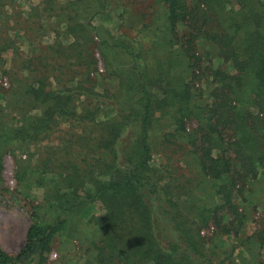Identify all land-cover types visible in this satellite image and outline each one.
<instances>
[{
  "label": "trees",
  "instance_id": "16d2710c",
  "mask_svg": "<svg viewBox=\"0 0 264 264\" xmlns=\"http://www.w3.org/2000/svg\"><path fill=\"white\" fill-rule=\"evenodd\" d=\"M108 1L43 0V10L65 27L54 26L55 41L44 54L17 62L27 73L8 91L19 121H0V174L1 150L9 143L23 148L48 138L37 166L40 175L53 174L54 185L46 193L48 209L38 211L45 205L37 202L30 211L19 250L0 244V264H30L36 247L34 264L44 262L55 235L76 239L86 264H216L200 227L208 225L211 210L224 213L217 220L229 214L231 222L243 221L237 198L250 195L247 184L264 165V0H160L163 26L149 31L147 41L92 23ZM6 3L0 0V13ZM69 34L72 40L64 43L60 36ZM91 42L101 49L113 85L104 81L96 88L101 73ZM199 48L223 64L203 65ZM201 80L208 88L204 102L196 99L203 89H192ZM165 107L174 108L172 134L190 144L221 198L215 209L189 196L171 164L151 161L153 123ZM191 117L198 125L188 131ZM62 120L73 131L52 143Z\"/></svg>",
  "mask_w": 264,
  "mask_h": 264
},
{
  "label": "rangeland",
  "instance_id": "374dc122",
  "mask_svg": "<svg viewBox=\"0 0 264 264\" xmlns=\"http://www.w3.org/2000/svg\"><path fill=\"white\" fill-rule=\"evenodd\" d=\"M6 2L0 13V46L6 38L10 41L7 48L4 50L0 48V121L18 123L17 111L7 104L8 91L16 77H18L17 82L22 81L27 73V70L20 68L17 62L22 56L44 54L45 46L55 41L54 26L55 29H62L65 27V22H58L48 10H43V0H6ZM164 10L160 0H109L103 12L93 15L92 23L108 28L116 35L128 32L134 38L147 41L151 34L149 31L163 26ZM60 38L64 43L72 40L71 34L61 35ZM91 43L94 45L93 53L97 69L102 76H98L100 80L96 88L101 89L104 81L113 85L115 77L106 75L101 49L95 43ZM199 49L203 55V65L209 63V60L213 66L223 64L222 58L213 54L209 59L203 52L205 49ZM95 74L98 75L97 72ZM70 75V73L63 74V77L68 79L67 76ZM190 76L186 74L187 79H191ZM4 77L7 79L6 84L3 83ZM76 81L77 77L71 83L74 84ZM199 87L203 89V93L196 99L204 102L208 88L202 80L194 83L192 89L196 90ZM82 98L83 96L77 99L78 111ZM160 109L150 135L152 163L171 164L170 167L176 168L173 173H182L179 179L186 180L184 189L189 191V196L198 204L215 209L221 198L213 193L212 180L203 174L198 162L189 152L190 144L186 141L182 142L180 135L172 134L174 126L170 124L172 120L170 114L171 109L174 108ZM39 111V108L33 109L34 113ZM101 117L103 118V115ZM197 125L198 119L186 118L185 127L188 131ZM69 131H73L71 122L62 120L49 139L52 143L60 141ZM47 139L38 143L28 141L23 148L17 143H9L5 150H1L3 152L0 188L5 187L6 190L0 197V244L11 253H16L25 241L26 229L31 222L30 211L34 204L43 202L46 208L39 207L40 212L48 209L49 203L45 198L46 193L54 185L53 174L50 171L43 175L38 173V166H41L40 159L45 155L47 144L50 143ZM181 143H184L183 147ZM27 167L32 173L23 176L22 171ZM247 187L252 189L250 195H247L245 200L237 198L238 208L245 214L240 224L231 222L229 214L217 220L216 216L220 218L223 212L219 211L213 216L214 211L211 210L208 225L213 224V229L207 230L208 225L200 227L199 233L206 239L205 247L216 264H264V165L260 167L253 183H248ZM184 199L186 200L185 195L181 196L179 201L183 203ZM93 209L90 205V209L82 215L84 220ZM84 220L79 227L85 225ZM203 228L206 230L205 233H201ZM38 254L39 249L36 247L32 251L30 264L37 261ZM45 255L46 260L40 264H86L78 241L63 240L58 235H55Z\"/></svg>",
  "mask_w": 264,
  "mask_h": 264
},
{
  "label": "built area",
  "instance_id": "2783aa9c",
  "mask_svg": "<svg viewBox=\"0 0 264 264\" xmlns=\"http://www.w3.org/2000/svg\"><path fill=\"white\" fill-rule=\"evenodd\" d=\"M3 83L4 84H6L7 83V79H6V77H4V79H3ZM213 229V224H210V225H208V227H207V230H212ZM205 229L203 228V229H201V233H205ZM55 254V253H54Z\"/></svg>",
  "mask_w": 264,
  "mask_h": 264
}]
</instances>
